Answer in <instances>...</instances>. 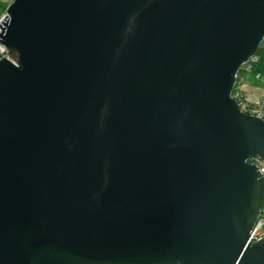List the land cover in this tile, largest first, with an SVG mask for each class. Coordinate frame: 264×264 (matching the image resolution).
Segmentation results:
<instances>
[{
	"label": "water",
	"instance_id": "obj_1",
	"mask_svg": "<svg viewBox=\"0 0 264 264\" xmlns=\"http://www.w3.org/2000/svg\"><path fill=\"white\" fill-rule=\"evenodd\" d=\"M0 29V264H264V120L233 97L264 0H13Z\"/></svg>",
	"mask_w": 264,
	"mask_h": 264
},
{
	"label": "built area",
	"instance_id": "obj_2",
	"mask_svg": "<svg viewBox=\"0 0 264 264\" xmlns=\"http://www.w3.org/2000/svg\"><path fill=\"white\" fill-rule=\"evenodd\" d=\"M13 0H0V29L7 17L8 7ZM10 58L8 49L0 42V59ZM251 71V65L245 64L240 69L235 87L233 89V97L238 101L242 111L247 114L260 117L264 120V95L257 94L255 92H250L246 89L251 82L254 84L264 85V76L261 74H256L254 77L247 76ZM249 79L251 81H249ZM253 80V81H252ZM249 161L255 164L259 171L264 176V159L259 157H251ZM264 236V207H262L256 224L251 232V241L259 240Z\"/></svg>",
	"mask_w": 264,
	"mask_h": 264
},
{
	"label": "trees",
	"instance_id": "obj_3",
	"mask_svg": "<svg viewBox=\"0 0 264 264\" xmlns=\"http://www.w3.org/2000/svg\"><path fill=\"white\" fill-rule=\"evenodd\" d=\"M251 65L249 76L261 74L264 76V42L259 47L256 55L248 62Z\"/></svg>",
	"mask_w": 264,
	"mask_h": 264
},
{
	"label": "rangeland",
	"instance_id": "obj_4",
	"mask_svg": "<svg viewBox=\"0 0 264 264\" xmlns=\"http://www.w3.org/2000/svg\"><path fill=\"white\" fill-rule=\"evenodd\" d=\"M248 75V77H249V73H247ZM251 77H254V75H251ZM249 81H251L250 79H249ZM251 88V89H253L254 91H257V92H259L260 94H262V95H264V85L263 84H249V86H248V88Z\"/></svg>",
	"mask_w": 264,
	"mask_h": 264
},
{
	"label": "crops",
	"instance_id": "obj_5",
	"mask_svg": "<svg viewBox=\"0 0 264 264\" xmlns=\"http://www.w3.org/2000/svg\"><path fill=\"white\" fill-rule=\"evenodd\" d=\"M253 81V80H252ZM251 84H254L253 82H251ZM250 84V85H251ZM246 89L248 90V91H250V92H255V93H257V94H260L259 92H257V91H254L253 89H251L250 87L248 88V86L246 87ZM263 207H264V202H263Z\"/></svg>",
	"mask_w": 264,
	"mask_h": 264
}]
</instances>
